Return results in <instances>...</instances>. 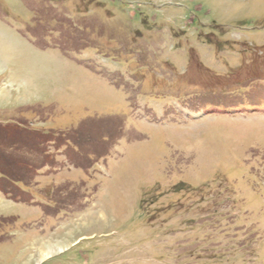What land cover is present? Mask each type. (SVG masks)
<instances>
[{
  "label": "rangeland",
  "instance_id": "rangeland-1",
  "mask_svg": "<svg viewBox=\"0 0 264 264\" xmlns=\"http://www.w3.org/2000/svg\"><path fill=\"white\" fill-rule=\"evenodd\" d=\"M2 124L0 264H264V0H0Z\"/></svg>",
  "mask_w": 264,
  "mask_h": 264
},
{
  "label": "trees",
  "instance_id": "trees-1",
  "mask_svg": "<svg viewBox=\"0 0 264 264\" xmlns=\"http://www.w3.org/2000/svg\"><path fill=\"white\" fill-rule=\"evenodd\" d=\"M14 130H20L19 125H0V187L3 190H7L5 191L6 193H11L16 197H19L21 191L18 188L17 183H25V178H23L22 173H20V168H22L26 172L35 171L37 167L35 162L31 163L29 157H21L23 159H17L15 156H11L10 154H8V151L10 147H17L21 145V142L24 141V139L27 142H23V144H34L33 146L36 147L38 143H45L46 141H48V139H45L44 141V138H46L48 135L43 134V132L41 131H31L32 133L30 134V136H28L27 139L26 137H21V134H19V136L17 135L16 137H19L21 140L20 141L18 139L14 140ZM48 137L52 138L50 136ZM8 140H10L11 144L9 145L7 143L5 145ZM45 163L46 162H42V165Z\"/></svg>",
  "mask_w": 264,
  "mask_h": 264
},
{
  "label": "bare ground",
  "instance_id": "bare-ground-1",
  "mask_svg": "<svg viewBox=\"0 0 264 264\" xmlns=\"http://www.w3.org/2000/svg\"><path fill=\"white\" fill-rule=\"evenodd\" d=\"M59 250H62V247L59 249ZM52 252H48V254H51Z\"/></svg>",
  "mask_w": 264,
  "mask_h": 264
},
{
  "label": "crops",
  "instance_id": "crops-1",
  "mask_svg": "<svg viewBox=\"0 0 264 264\" xmlns=\"http://www.w3.org/2000/svg\"><path fill=\"white\" fill-rule=\"evenodd\" d=\"M48 252H51V250H50V251H48Z\"/></svg>",
  "mask_w": 264,
  "mask_h": 264
}]
</instances>
